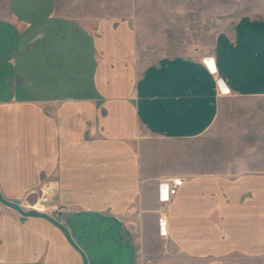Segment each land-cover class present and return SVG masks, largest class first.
<instances>
[{
  "label": "crops",
  "instance_id": "0c3cea01",
  "mask_svg": "<svg viewBox=\"0 0 264 264\" xmlns=\"http://www.w3.org/2000/svg\"><path fill=\"white\" fill-rule=\"evenodd\" d=\"M236 101L246 105L243 124L232 110L221 126ZM210 138L221 148H206ZM167 182L178 188L164 204ZM0 191L22 205L36 194L88 264L264 261V19L219 31L209 53L144 64L128 19L81 20L58 0H9ZM0 264L84 259L50 221H21L0 204Z\"/></svg>",
  "mask_w": 264,
  "mask_h": 264
},
{
  "label": "rangeland",
  "instance_id": "374dc122",
  "mask_svg": "<svg viewBox=\"0 0 264 264\" xmlns=\"http://www.w3.org/2000/svg\"><path fill=\"white\" fill-rule=\"evenodd\" d=\"M58 3L63 13L76 19L116 17L130 20L144 64L166 57L209 53L219 31L232 28L243 17L264 19V0H58ZM8 13L9 0H0V18ZM245 109L243 101L225 105L221 126H227L232 110H237V121L243 124ZM216 141L217 138H210L206 148L216 143L220 149ZM241 152L237 150L238 154ZM30 198L38 197L34 194ZM29 199L25 202L27 206ZM246 263L264 264V261Z\"/></svg>",
  "mask_w": 264,
  "mask_h": 264
},
{
  "label": "water",
  "instance_id": "95a60500",
  "mask_svg": "<svg viewBox=\"0 0 264 264\" xmlns=\"http://www.w3.org/2000/svg\"><path fill=\"white\" fill-rule=\"evenodd\" d=\"M0 204L18 212L20 215L21 221H25L28 217H41V218H44V219L50 221L54 225H56L58 228H60L62 231L65 232V234H66L68 240L71 242V244L82 254L83 259H84V264H88L85 254L71 239L70 233H69L68 229L66 228V226L64 224H62L60 221H58L56 218H54L53 216H51L50 214L45 213V212H39V211L34 210V209H25V207H23V205L20 201L6 199L2 195L1 191H0Z\"/></svg>",
  "mask_w": 264,
  "mask_h": 264
},
{
  "label": "built area",
  "instance_id": "2783aa9c",
  "mask_svg": "<svg viewBox=\"0 0 264 264\" xmlns=\"http://www.w3.org/2000/svg\"><path fill=\"white\" fill-rule=\"evenodd\" d=\"M217 87H218V91H219L220 95H229L230 94V92H228V91H231V90L227 87L226 83L222 79H219L217 81ZM177 188H178V184L173 183V182L172 183L167 182V183L160 184V187H159V200H160V202H162L164 204L169 203L171 200V197L176 194ZM23 207H25V209H32V208H29L27 205H23ZM34 210H37L39 212H44L42 209H38V208L34 209ZM54 210L57 211L58 208H56ZM166 224L167 223L164 220L160 221V223H159V227L161 229V232H160L161 238H168V232L165 230Z\"/></svg>",
  "mask_w": 264,
  "mask_h": 264
},
{
  "label": "bare ground",
  "instance_id": "6f19581e",
  "mask_svg": "<svg viewBox=\"0 0 264 264\" xmlns=\"http://www.w3.org/2000/svg\"><path fill=\"white\" fill-rule=\"evenodd\" d=\"M28 206L29 208H32V209H37V208H41L39 205V199L38 198H34V199H30L29 202H28ZM43 209V207H42Z\"/></svg>",
  "mask_w": 264,
  "mask_h": 264
},
{
  "label": "clouds",
  "instance_id": "9594fccd",
  "mask_svg": "<svg viewBox=\"0 0 264 264\" xmlns=\"http://www.w3.org/2000/svg\"><path fill=\"white\" fill-rule=\"evenodd\" d=\"M228 92H230V91H228Z\"/></svg>",
  "mask_w": 264,
  "mask_h": 264
}]
</instances>
